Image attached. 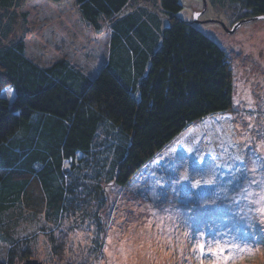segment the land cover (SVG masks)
<instances>
[{
    "label": "rangeland",
    "instance_id": "374dc122",
    "mask_svg": "<svg viewBox=\"0 0 264 264\" xmlns=\"http://www.w3.org/2000/svg\"><path fill=\"white\" fill-rule=\"evenodd\" d=\"M144 3L131 0L124 12ZM179 3L175 17L224 50L232 109L186 125L166 72L155 81L166 90L153 97L163 149L126 185H110L100 210L82 204L47 218L40 203L35 216L27 211L15 225L11 240L2 239L0 226V260L13 251L24 254L21 262L44 264H264V18L249 14L243 0ZM146 4L167 26L156 3ZM241 20L234 32L225 30ZM0 36V46L23 40L26 57L40 66L66 59L91 78L108 56L107 22L93 29L74 0H8L0 6ZM0 90L11 102L12 87Z\"/></svg>",
    "mask_w": 264,
    "mask_h": 264
},
{
    "label": "trees",
    "instance_id": "16d2710c",
    "mask_svg": "<svg viewBox=\"0 0 264 264\" xmlns=\"http://www.w3.org/2000/svg\"><path fill=\"white\" fill-rule=\"evenodd\" d=\"M130 1L74 0L90 27L98 30L107 22L108 56L93 78L66 59L36 64L26 57L23 40L0 46V82L15 93L11 102L0 94L3 240H11L27 211L35 216L42 210L48 218L82 204L100 210L110 185H126L163 149L160 102L153 97L166 90L163 82L155 88L166 72L186 125L232 109L226 54L192 23L175 17L179 0H140L145 3L124 12ZM146 2L156 3L167 26ZM243 2L249 14H264V0ZM104 151L111 153L109 161ZM23 255L11 251L0 264H16V258L21 263Z\"/></svg>",
    "mask_w": 264,
    "mask_h": 264
},
{
    "label": "water",
    "instance_id": "95a60500",
    "mask_svg": "<svg viewBox=\"0 0 264 264\" xmlns=\"http://www.w3.org/2000/svg\"><path fill=\"white\" fill-rule=\"evenodd\" d=\"M199 13L196 12L194 14V17H193V22L197 23V17H198ZM255 19H261V18H264V14L262 15H257L254 17ZM244 22V20H241V21H238L236 23H234L231 27V29H226L229 33H232L236 30V28H238L242 23ZM224 26V25H223ZM20 264H44L42 263L41 261L37 260V259H32V258H26L24 261H22Z\"/></svg>",
    "mask_w": 264,
    "mask_h": 264
}]
</instances>
